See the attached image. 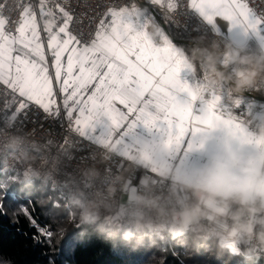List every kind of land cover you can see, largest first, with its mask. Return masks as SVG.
I'll return each mask as SVG.
<instances>
[{
    "label": "snow or ice",
    "instance_id": "6c2138e0",
    "mask_svg": "<svg viewBox=\"0 0 264 264\" xmlns=\"http://www.w3.org/2000/svg\"><path fill=\"white\" fill-rule=\"evenodd\" d=\"M20 3V19L12 31L0 0V87L7 90L0 96L17 99V111L34 105L56 114L62 107L82 134L107 123L111 131L127 136L143 125L167 135L169 147L180 148L191 135L189 151L197 147V134L220 126L231 135L244 134L239 122L226 115L214 90L198 94L181 78L191 69L162 31L155 41L150 39L153 25L142 18L141 8L109 9L104 15L111 23L101 19L95 38L82 42L69 30L70 11L55 0H39L45 45L37 12L27 0ZM151 3L161 6L164 0ZM164 6L177 10L173 0ZM190 7L210 24L222 18L258 35L264 28V17L250 6V0H191ZM58 14L63 20L59 26ZM45 47L51 56V74Z\"/></svg>",
    "mask_w": 264,
    "mask_h": 264
},
{
    "label": "built area",
    "instance_id": "2783aa9c",
    "mask_svg": "<svg viewBox=\"0 0 264 264\" xmlns=\"http://www.w3.org/2000/svg\"><path fill=\"white\" fill-rule=\"evenodd\" d=\"M3 15L10 20L8 28L12 31L20 19V0H3ZM37 12V22L41 27V38L44 37L43 25L39 15V0H27ZM177 10H166L169 18L180 31L186 35L190 47L218 43L221 49L230 44L215 31L214 26L206 22L199 13L190 7L189 0H173ZM249 2V0H245ZM73 15L69 30L82 42H91L101 19L111 23L104 14L111 8L135 7L142 9V0H55ZM49 6H53L51 3ZM250 6L264 17V0H250ZM149 10V9H147ZM158 27L161 22L147 18ZM56 23L63 20L56 17ZM151 30V27L149 31ZM264 36V28L260 30ZM43 40V39H42ZM245 47V46H243ZM254 47L252 51H257ZM258 49L257 52H259ZM229 74L236 67L227 65ZM200 75L196 79L198 88L214 90L221 98V104L227 109V116L238 121L246 131L255 126L253 113H264V84L244 93L233 91V84L224 82L220 86L210 85L208 71L200 65ZM50 73L52 71L49 60ZM7 90L0 87V95ZM261 92L262 94H260ZM236 101L240 104L237 107ZM19 101L8 96H0V171L13 172L19 180L35 181L50 185L79 208L80 202L96 200L98 193L107 192L110 188L116 191L106 197L108 207L101 205V211L122 226L126 223L135 195L144 191L141 181L150 177L155 184L157 194H166L172 182L170 176L142 167L134 159L116 153L108 145L94 142L88 133L82 134L74 126V119L65 114L64 109L56 114H46L34 105L23 111H17ZM133 191V199L129 193ZM46 233L47 229H42ZM218 241L210 239L208 241ZM219 242V241H218ZM250 258L264 256L258 251Z\"/></svg>",
    "mask_w": 264,
    "mask_h": 264
},
{
    "label": "clouds",
    "instance_id": "9594fccd",
    "mask_svg": "<svg viewBox=\"0 0 264 264\" xmlns=\"http://www.w3.org/2000/svg\"><path fill=\"white\" fill-rule=\"evenodd\" d=\"M161 29L151 27L149 36L156 40ZM190 49L180 55L190 68L203 64L210 85L232 82L233 91L244 93L264 84V49L218 43ZM236 67L229 74L227 65ZM198 94L204 89L195 88ZM255 126L246 135H231L220 126L222 138L216 148L197 163L186 167L172 182L166 194H157L152 178L145 177L144 191L135 195L128 219L122 226L100 209L108 207L106 197L116 189L98 193L96 200L80 202L79 221L93 225L110 236L122 233L133 246L146 241L155 243L165 235L176 240L187 237L193 246L217 239L222 249L233 254L254 255L264 252V113H253ZM168 176V170H162Z\"/></svg>",
    "mask_w": 264,
    "mask_h": 264
},
{
    "label": "rangeland",
    "instance_id": "374dc122",
    "mask_svg": "<svg viewBox=\"0 0 264 264\" xmlns=\"http://www.w3.org/2000/svg\"><path fill=\"white\" fill-rule=\"evenodd\" d=\"M142 1L150 7L156 6L151 3V0ZM189 2L191 4V0ZM166 3L167 0H164V4L161 6H164ZM40 19L43 25L44 19L42 17ZM205 21L207 22V20ZM212 25L221 38L226 39L234 47L245 46L249 47V50L256 47L257 51L258 49H264V36H260V34L258 35L250 30L246 31L240 26L233 27L222 18H217L216 22ZM42 32L44 33L43 30ZM44 35L42 39L46 45V33ZM178 50L180 52L179 48ZM45 54L50 57L47 47H45ZM190 69L192 70V68ZM189 75L191 76L189 77ZM189 75H182L181 78H188L187 81L194 88V73H190ZM57 98L60 100V96ZM118 107L122 108L120 105ZM64 112L67 114L66 110ZM74 115H78V113ZM241 128L244 133L242 136L246 135L247 131L242 126ZM87 133L94 142L100 145H108L116 153L118 152L129 159L136 160L142 167L149 168L151 171L162 172L166 168L169 173L168 176L175 180L179 179L183 169L199 162L207 153L213 151L218 141L222 138L221 129H212L205 133L197 134L195 137L197 147L189 151L188 145L193 142L191 135L185 139L180 148L175 145L169 147L167 146V135L157 129H148L143 125H139L127 136H122L111 131L107 123L98 124L95 132L88 131ZM201 142L203 143L202 148L199 147ZM0 188V204L6 217L16 219L19 216H23L33 221V217L36 213H39L40 216L49 222V225L53 226L55 231L54 238L57 244L67 242L71 248L70 250L79 245V237L82 233V230H77L76 228L80 223L79 208L69 200V197L60 194L50 185L42 183L39 180H19L10 171H0ZM133 191L129 193V200H132L134 197ZM47 232L49 233L43 230L42 234L46 238L51 237L53 231L51 232L47 229ZM117 234L120 233H116L113 236ZM185 238L188 240L187 237Z\"/></svg>",
    "mask_w": 264,
    "mask_h": 264
},
{
    "label": "trees",
    "instance_id": "16d2710c",
    "mask_svg": "<svg viewBox=\"0 0 264 264\" xmlns=\"http://www.w3.org/2000/svg\"><path fill=\"white\" fill-rule=\"evenodd\" d=\"M150 9L176 46L191 48L186 35L175 27L169 16L158 6ZM48 59L52 63L51 56ZM190 73L195 76V89L200 68H192L187 74ZM44 228L53 231L51 237L42 234ZM76 228L82 230L80 242L70 250L67 242L57 244L53 226L39 213L33 221L23 216L12 219L5 216L0 204V264H264L263 255L250 258L233 254L215 240L193 246L185 237L176 240L165 235L164 239L156 238L155 243L146 241L133 246L123 240L122 233L110 236L93 225L81 223Z\"/></svg>",
    "mask_w": 264,
    "mask_h": 264
},
{
    "label": "crops",
    "instance_id": "0c3cea01",
    "mask_svg": "<svg viewBox=\"0 0 264 264\" xmlns=\"http://www.w3.org/2000/svg\"><path fill=\"white\" fill-rule=\"evenodd\" d=\"M132 7H135L134 5H133V3L131 4V7H129V8H132ZM165 7V9L166 10H168L167 9V7L166 6H164ZM139 8V7H138ZM160 9H162L163 8V6H160L159 7ZM147 9H149V10H147ZM142 18L144 19V20H147V18H155V19H157L153 14H151L150 12H151V9H150V7L148 6V8H145L144 6H142ZM166 10L165 11H163L164 12V14H166ZM167 16H168V14H166ZM110 24V23H109ZM57 25L59 26V25H61V24H59V23H57ZM159 28L164 32V30H163V28H161V26L159 25ZM164 34H165V32H164ZM45 36V35H44ZM150 39H152L151 37H150ZM153 40V39H152ZM177 48H179L178 46H177ZM180 49V48H179ZM254 48H252L250 51H252ZM188 72H182L181 73V76L182 75H184V76H186V74H187ZM232 83V82H231ZM198 84V83H197ZM197 88H198V86H197ZM260 94H262L261 92H259ZM244 128V127H243ZM245 129V128H244ZM246 131V130H245Z\"/></svg>",
    "mask_w": 264,
    "mask_h": 264
},
{
    "label": "water",
    "instance_id": "95a60500",
    "mask_svg": "<svg viewBox=\"0 0 264 264\" xmlns=\"http://www.w3.org/2000/svg\"><path fill=\"white\" fill-rule=\"evenodd\" d=\"M143 4V6L145 7V8H148V5H146L144 2L142 3ZM161 26V28H163V26L162 25H160ZM263 101H264V99H262Z\"/></svg>",
    "mask_w": 264,
    "mask_h": 264
}]
</instances>
